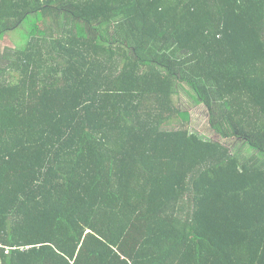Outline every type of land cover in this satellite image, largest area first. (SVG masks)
<instances>
[{
  "label": "trees",
  "instance_id": "1",
  "mask_svg": "<svg viewBox=\"0 0 264 264\" xmlns=\"http://www.w3.org/2000/svg\"><path fill=\"white\" fill-rule=\"evenodd\" d=\"M7 34L0 264H264V0H0Z\"/></svg>",
  "mask_w": 264,
  "mask_h": 264
},
{
  "label": "rangeland",
  "instance_id": "2",
  "mask_svg": "<svg viewBox=\"0 0 264 264\" xmlns=\"http://www.w3.org/2000/svg\"><path fill=\"white\" fill-rule=\"evenodd\" d=\"M11 36H15V34L14 33H11ZM16 36H19L18 38L16 37V38H12V37H10V35L9 34H7V36H6V38H5V41L4 42H0V46H10V45H14V43L16 42V41H21V39H22V37H21V35L20 34H18V35H16ZM199 110H201L202 111V109H191V111L193 112V114L194 115H196L197 116V112L199 111ZM204 112V111H203ZM198 120V122L197 123H195L194 121H193V123H191V128L192 129H194V130H196L197 132H199L200 134H204V135H207L208 133H207V131H208V129H207V127L209 128V126H208V122L207 121H205L206 119H204V117L202 118V119H197ZM204 125V126H203ZM174 127V125H171L170 126V128H173ZM210 134V136L211 137H213V138H215V139H218V140H220V141H222V138H220L216 133L215 134H213V133H209Z\"/></svg>",
  "mask_w": 264,
  "mask_h": 264
}]
</instances>
